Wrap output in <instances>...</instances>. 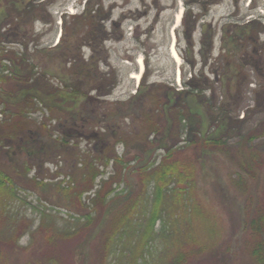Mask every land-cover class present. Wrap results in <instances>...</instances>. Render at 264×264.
<instances>
[{
    "label": "trees",
    "instance_id": "obj_1",
    "mask_svg": "<svg viewBox=\"0 0 264 264\" xmlns=\"http://www.w3.org/2000/svg\"><path fill=\"white\" fill-rule=\"evenodd\" d=\"M33 7L36 9L35 4ZM96 12L95 8L87 6L81 14L75 15L87 30L66 44L62 43L61 36L55 45L52 58L59 62L63 73L57 78L39 68L27 51L9 56L20 66L21 72L1 61L0 55V91L17 100H6L7 107L0 111V114L5 112L0 118V154L5 150L13 151L9 170L0 163V264H18L13 258L21 253L19 237L30 230L25 231L19 224L23 213L14 206L21 201L19 178L24 171L20 168L28 169L27 173L35 168L30 179L41 186L44 184L41 172L46 162L56 165L53 177L66 168L67 178L53 183L55 195L50 197L59 205L67 202L69 212L73 210L63 224L56 219L51 221L49 226L54 234L46 237L49 245L57 246L59 239L75 237L83 230H87L90 237L109 211L105 226L99 230L100 260H122L126 253L129 258L126 264H191L203 260L206 264H228L229 252L219 251L218 243L202 240L197 231L198 220L206 215L198 194L199 167L208 156L219 153L244 171V174L236 172V184L246 185L247 176L259 183L264 167V141L256 140L264 135V125L245 129L249 115L229 116L231 107L226 102L217 109L218 113L223 112V118H229L224 132L205 133L198 121L190 129L191 136L186 137L191 114L187 101L189 91L177 90L176 100L170 104V98H164L170 87L154 82L139 97V114L132 116L131 122L119 118L109 120L121 113H125L122 115L125 118L133 112L129 111L127 101L105 99L119 80L117 70L109 63L110 50L100 37ZM84 46L90 48L88 56L82 50ZM101 63L108 69L102 68ZM245 65L233 62L231 72L224 71L228 86L237 78L238 95L242 93V86L250 81L243 72ZM227 66L223 64V69ZM200 78L205 86L200 87V82L195 81ZM189 80L187 85L191 90L213 89V83L208 85L211 79L204 73ZM255 90L259 109L260 105L264 106V85ZM203 97L201 100L207 103L208 115L214 122L220 117L214 110L215 95ZM85 110H90L91 115L84 114ZM37 111L39 113L33 116ZM54 120L63 123L69 131L77 129L76 134L87 139L86 147L81 146L77 137L71 145L66 130L52 125ZM165 126L170 142L159 145L150 134L160 132ZM232 138L235 140L230 142ZM91 141H101L104 145L96 149L90 145ZM118 144L124 146L122 152L115 148ZM160 147L164 150L159 154L143 157L144 152H154ZM131 148L135 149L132 153ZM16 153L19 155L15 156ZM21 154L25 156L23 159L19 158ZM128 175L135 180L131 192H128ZM98 176L100 179L96 182ZM261 183L260 197L251 196L244 204L247 254L241 264H264V179ZM95 185L86 203L83 193ZM48 217H52L50 213H42L39 226L45 228ZM30 232L32 236L35 233L32 229ZM87 236L79 237L76 253L81 251ZM19 264H60V260L51 249L49 253L43 252L38 258H27Z\"/></svg>",
    "mask_w": 264,
    "mask_h": 264
},
{
    "label": "rangeland",
    "instance_id": "obj_2",
    "mask_svg": "<svg viewBox=\"0 0 264 264\" xmlns=\"http://www.w3.org/2000/svg\"><path fill=\"white\" fill-rule=\"evenodd\" d=\"M100 1L101 0H45V4L40 7L36 6V9H34L33 5L35 4V0H0V38L3 39L1 40L2 42L0 41L1 61L4 60L6 64L12 65V68L16 69L17 72H21L20 66L16 65L14 60L9 59V56L15 53L21 55V53L27 51L31 57V60L34 61L37 66H39V68L42 67L44 70H46L50 77L57 78L63 75L61 65L57 60L52 58V55L56 51L55 45L59 43L61 36H63L61 39L62 43L66 44L68 42H72L76 37L83 35L87 30L86 26L79 22L78 17H75V15L81 14L85 10L84 8L87 6L93 7L97 10L100 8ZM102 1L107 7H110L115 0ZM116 1L120 2L122 0ZM125 1L128 3L125 7L130 6L132 8L141 6V0ZM144 1L149 2L152 0ZM158 1L166 5L172 2V0ZM254 1L258 2L255 8H252L253 5H249L250 0H221L219 3L213 4L210 7L208 17L211 18L212 22L215 24L213 26H215V28L218 26V28L221 30L223 25L226 26L230 20L232 22V32L234 33L236 30L238 33H240V27L234 24L241 25L246 22L248 18H257L259 15V7H262L260 1L262 0ZM178 7H180V4L176 5V7H173L172 14L175 12V15L178 16ZM185 7L187 10L192 9L193 7L195 9L197 8L195 4H190ZM28 9H30V11H27ZM114 10L118 11L119 8ZM154 12L155 8L153 6L151 14H154ZM229 12H232L231 16ZM96 14L98 15V11ZM220 35L222 34L219 31L214 37L216 46L214 53L217 52L219 44L223 43ZM194 36L197 37L198 33L197 35L194 33ZM113 43L116 44L115 42H112L110 44L109 50L110 53L111 50L112 52H115V56L114 58L111 57L110 64L117 70L119 81L116 83L117 85L114 87L112 92L106 95L105 99L109 102H114L116 100H124L125 102L127 101L130 105L128 107L129 111L133 112V115L130 116L128 114V116L126 115L124 118L122 115L125 113H121L118 114V116L116 115L109 117V120L119 118L125 122H131L133 118L132 116H137L139 114V97L145 93L148 85L154 82L157 84H167L170 87L167 95L165 93L164 96V98H170V100H168L170 104L175 102V94L177 90H185L186 92L189 91L187 93V101L191 110V114L188 120L189 127L185 133L186 137L191 136L192 133L190 129H193L195 127L194 123L198 121L200 122L202 131L205 133L209 132L211 135H217L224 132L229 123V118H223V112L220 111L218 113L217 109L219 105H223L226 102L229 104V107H231L230 110L227 109L229 110V116L242 118V114L243 116L244 114L247 116L249 115V118L246 119L247 122L245 129H248L249 127H254V129L263 127L264 106L260 105L258 109L256 99L258 96L255 95V92H251L250 81L256 82L255 88L260 89L264 85L262 84L264 83V79L259 77L260 75H258V72L254 68L255 66L253 67V64H247L243 66V72L246 73L247 79L250 81L249 83L242 86V93L238 95V93H236L237 78L232 79L230 86L227 85V78L223 69V64L225 63H219V65L222 66V71H220V75H215L210 71L212 70L211 68L217 66L218 63H204L202 59L198 58V62L193 63L195 65L193 68L194 65L188 60L185 61L182 56H180L181 60L178 61L172 57L168 47H165L162 50L159 48L157 51L159 56L158 58L159 60L160 58H163L165 61L160 65L157 63V66H155L156 75H158L159 78L154 81H150L151 77L149 79V74L151 70L149 67L147 68V71H145L144 76L141 75L139 78H134L129 75V72H136L134 69L136 66L135 60H127L128 51L134 47H132V41L129 42L127 40H123V47H121L122 49L118 48V44L115 45V48ZM232 44L235 46L236 41ZM228 45L230 44L228 43ZM197 47L198 44L195 45V50H197ZM136 48L140 49L137 46ZM177 48L181 49L182 51L187 48L184 39H182L180 36L179 42L177 43ZM82 50H84V54L86 56L90 54V48L84 46L82 47ZM119 50L120 53L118 52ZM131 51L133 52V50ZM134 54L137 55L139 52H134ZM150 57H146L145 61L147 65L150 64ZM101 66L104 69H108V66H106L104 63H101ZM198 69L200 70L199 73ZM194 71L197 74L204 73L210 76L209 79H211V81L208 85L213 83V89L204 87L191 90L189 88L190 86L187 85V81L188 79H191L188 77H190V73ZM197 76L198 75H194L191 77L194 79L197 78ZM195 81L200 82V87L206 85V83L201 78L199 80L196 79ZM182 86H184V89H182ZM212 93L215 95L214 100H216L214 110L216 111L217 115H220V117L217 116L218 118L217 120H214V122L208 115L206 109V106H208L207 103L204 100H201V97L211 96ZM233 94L235 97H233ZM6 100L17 101L15 100V97L8 98V95L0 91V111L7 107L8 104H6ZM45 102H50V100L45 99ZM38 113V111L35 112L33 116H36ZM84 114L91 115V111L85 110ZM1 115L4 117L5 112L0 114V118L2 119ZM52 125H54L55 128L59 130H66L67 135L70 137L69 141L71 142V145L76 141L75 137H77L81 146L86 147L87 139L81 138L78 134H76L77 129H74V131H69L67 126H65L63 123H59L56 120L52 121ZM114 130H117V126L114 127ZM57 134L58 133H56V135ZM150 135V137L158 142L159 145H167L170 142L167 126H165L160 132L152 133ZM234 140L235 138H232L229 141L233 142ZM256 141H264V135ZM89 143L96 149H99L104 145V143L101 141H91ZM115 148L120 152L124 150V146L122 144H118ZM163 148L164 147H160L154 152H152V150L146 151L144 152L143 157L148 158L152 154H159L164 150ZM134 150V148H131L130 152L132 153ZM10 153H13L12 149L10 151L5 150L0 154V163L3 164V166L8 170L11 166L10 164L13 162ZM14 155L16 156L19 154L16 153ZM24 157L25 156L23 154L19 156L21 159ZM109 168L111 167H108V170H110ZM55 169L56 165L54 163L46 162L44 171L41 172L44 175L42 177L44 179V184L40 186L38 183L36 184L30 179L31 176L34 175V172H36L35 168L29 170L28 173L25 172L28 169L23 167L20 168L22 172L24 171L22 174L23 177L21 176L19 178V192L21 201H17L14 206L16 208L19 207L23 213L19 224L26 229L25 231L28 229L30 230L27 231V233L20 235L18 243L21 245L20 248H22L21 253L17 258H13V262H17L19 264L22 262V260H26L27 258H38L41 253H49V250L52 249L54 254H57L60 264H126L129 259H127L126 256L128 254L126 253L124 254L125 257L122 260L119 258H117L115 261H113V259H111V261L107 259L100 260L102 254H100L101 238L99 230L105 226L109 211H107V213L103 216L100 224L93 230L90 237L87 236V230H83L82 232L75 234L77 235L75 237L59 239L57 246H51L48 244L46 237L48 235L54 234L52 232L51 226H49L51 221L56 219L57 223L63 224V221L70 217L73 212L72 209L69 212V208L65 206L67 202L62 201V205H59L56 204V202L50 197V195L52 196V194H54L53 183L63 178H67L64 172L66 170L65 167L61 169L60 175L53 177V175L56 174ZM13 171L14 169H11V173H13ZM238 171H240L241 174H244V171L239 170L237 166L231 164V162L228 161L225 156L219 153H213V155L207 157L206 162L201 164L198 175V194L203 202L204 207L206 208V215L204 213V219L198 220L196 225L197 231L199 232L200 237H202V240L208 243H218L220 247L219 251L229 252L230 255L228 257V264H241L243 259L242 257L247 254V252L244 250V243L246 239L245 236L247 234L244 230L243 221L244 204L248 202V199L251 196H253L255 199L260 197L263 188V184L261 182H263L264 179V167H262V174L259 183L256 182L252 177L247 176L245 183L246 185L239 186L236 184V178L238 174L236 172ZM99 179L100 176H98L96 182H98ZM128 179L130 182V189L128 192H131L135 188V180L132 176L129 177V175ZM96 187L97 185H95L92 190L85 191L83 193V200L85 201L86 199V203L90 201V195H93V191H95ZM120 200H117V202H120ZM44 212L50 213L52 217L45 219L46 227L44 228L42 226V228L39 225H41L40 222L42 220V213ZM157 225H159V222H157ZM31 229L35 232L33 236L30 232ZM210 231L212 233H210ZM84 235L87 236L86 242L81 247V251L76 253L75 248L79 237L83 238ZM205 262L206 261L203 260L201 263L196 262L191 264H206ZM10 264L13 263L10 262Z\"/></svg>",
    "mask_w": 264,
    "mask_h": 264
},
{
    "label": "flooded vegetation",
    "instance_id": "obj_3",
    "mask_svg": "<svg viewBox=\"0 0 264 264\" xmlns=\"http://www.w3.org/2000/svg\"><path fill=\"white\" fill-rule=\"evenodd\" d=\"M220 1L172 0L166 5L158 0L149 2L141 0V6L131 8L130 6L125 7L128 4L125 0L120 2L115 0L110 7H107L101 0L100 8L97 9V20L101 31L100 37L108 48H110L112 42H115L114 46L118 44V48L122 49L123 40L132 41V47H134L128 51L127 60H135L136 54L134 52L137 50L136 46L142 49L141 51L144 52V57L146 58L147 56L149 57L152 49L156 50L160 46L169 48L174 45L179 55L192 64L198 62V58L202 59L204 63H218L217 66L211 68V71L209 70L212 74H220V71H222V66L219 65L220 62L228 64L227 67H224V71L228 70L229 72L232 70L231 64L233 62H242L244 64H253L258 75H260L259 77L264 79V0L260 1L262 7H259L260 12L257 18H248L241 25L234 24L240 27V33L236 30V32H232V22L230 20L226 26L223 25L222 30L218 26L216 28L213 26L215 24L208 17V12L213 4ZM177 3L180 4V7H178L179 11L182 10L179 19H177L175 12L172 14L173 7H176ZM257 3L254 0H250L249 5H253L252 8H255ZM43 4H45V0H35L37 7ZM190 4H195L197 8L193 7L187 10L185 6ZM153 6L155 12L151 14ZM116 8H119L118 11L116 10L117 12L114 10ZM229 13L231 16L232 12ZM216 31H220L222 34L220 36L223 43L219 44L217 52L214 53ZM194 33L196 35L198 33V36H194ZM158 35L160 37L154 39ZM179 36L186 43L187 48L184 51L178 49L179 47L177 48ZM235 41L236 44L233 46L232 43ZM197 44L198 47L195 50V45ZM118 52L120 53V50ZM199 71L198 69V73ZM194 75H196L195 71L192 72V77ZM188 81L190 80L188 79ZM182 89H184V86H182Z\"/></svg>",
    "mask_w": 264,
    "mask_h": 264
},
{
    "label": "crops",
    "instance_id": "obj_4",
    "mask_svg": "<svg viewBox=\"0 0 264 264\" xmlns=\"http://www.w3.org/2000/svg\"><path fill=\"white\" fill-rule=\"evenodd\" d=\"M159 37H160V35L156 36V38H154V39H158ZM164 48H165V46H160V49L161 50L164 49ZM158 49H156V50L152 49L151 50L150 55H149V57L151 56L150 57L151 60H149L150 61V64H148V65H147V63L145 61L146 58L144 57V52L141 51L142 49H137L136 50V53L139 52V54L136 55V58H135L136 66L134 67V69L136 70V72H138L142 76H144L145 71H147V68L149 67L150 70H151L150 71V74H149V79L151 77L150 81H154L157 78H159L158 75H156V67L155 66H157V63H159V65H160L162 62L165 61V59H163V58H160V60H159V58H158L159 56H158V53H157ZM168 50L171 51V46L168 48ZM114 56H115V52H112V50H111V53H110V61H111V57L114 58ZM112 64H113V62H112ZM129 73H130L129 75L131 77H133L132 76V73L131 72H129Z\"/></svg>",
    "mask_w": 264,
    "mask_h": 264
},
{
    "label": "bare ground",
    "instance_id": "obj_5",
    "mask_svg": "<svg viewBox=\"0 0 264 264\" xmlns=\"http://www.w3.org/2000/svg\"><path fill=\"white\" fill-rule=\"evenodd\" d=\"M181 11H182V10H180L179 13H178V16H176L177 19L180 18L179 16H181ZM172 54H173V57H174L177 61H178V60H181V57H180V55H179V53L177 52V49H176L175 47H172ZM140 75H141V74L138 73V72H134V73H132V76H133L134 78H139Z\"/></svg>",
    "mask_w": 264,
    "mask_h": 264
},
{
    "label": "built area",
    "instance_id": "obj_6",
    "mask_svg": "<svg viewBox=\"0 0 264 264\" xmlns=\"http://www.w3.org/2000/svg\"><path fill=\"white\" fill-rule=\"evenodd\" d=\"M191 75H192V73H190ZM250 85H251V87H250V89H251V92L253 93V90H254V88H255V86H256V82H250ZM242 116H243V114H242Z\"/></svg>",
    "mask_w": 264,
    "mask_h": 264
}]
</instances>
